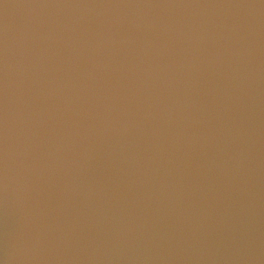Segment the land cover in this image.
I'll list each match as a JSON object with an SVG mask.
<instances>
[{"label": "clouds", "instance_id": "obj_1", "mask_svg": "<svg viewBox=\"0 0 264 264\" xmlns=\"http://www.w3.org/2000/svg\"><path fill=\"white\" fill-rule=\"evenodd\" d=\"M0 264H264V0H0Z\"/></svg>", "mask_w": 264, "mask_h": 264}, {"label": "water", "instance_id": "obj_2", "mask_svg": "<svg viewBox=\"0 0 264 264\" xmlns=\"http://www.w3.org/2000/svg\"><path fill=\"white\" fill-rule=\"evenodd\" d=\"M10 231L11 221L9 215L3 205L0 204V255H2L7 250Z\"/></svg>", "mask_w": 264, "mask_h": 264}]
</instances>
